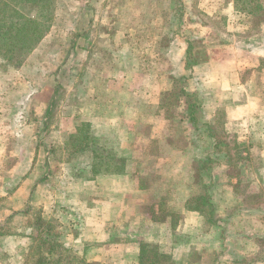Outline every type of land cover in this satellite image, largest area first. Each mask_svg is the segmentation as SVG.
Masks as SVG:
<instances>
[{"label":"rangeland","instance_id":"obj_1","mask_svg":"<svg viewBox=\"0 0 264 264\" xmlns=\"http://www.w3.org/2000/svg\"><path fill=\"white\" fill-rule=\"evenodd\" d=\"M23 10L30 12L29 8ZM53 15L49 32L22 65L15 67L0 57V264H35L39 255L46 257L42 264H99L90 261L89 256L82 258L78 252L83 246L88 249L90 240L80 244L76 239L88 227L85 224L89 216L87 205L99 201L113 181L109 179L110 171H104L105 164L112 162L113 169L118 168V157L127 155L136 144L135 136L128 138L121 134V119L129 115L125 102L131 98L134 103L140 100V94L130 95L131 87L140 85L137 75H149L157 67L167 66L166 61L155 62L158 41L162 48L160 54L169 40L186 41L189 46L186 63L191 67L188 75L194 71L192 66L200 67L206 51L216 56L220 49L230 48L223 56L234 55L241 60L242 82L264 105V0H55ZM108 73L129 77L118 84L117 81L105 84ZM174 79V90L162 97L170 116L174 115L172 108L180 97L188 101L182 93L185 80ZM94 88L102 94L103 105L94 106L95 100L91 99ZM228 103V98L222 100L220 114L209 122L208 130L221 144L212 150L197 139L198 150L209 155H199L194 171L201 170L199 165L204 162L209 169L219 171L214 168L224 162L229 167L228 174L238 179L242 176L234 188L240 204L263 203L254 211L260 217L258 234L245 239L242 234L239 239L247 249L259 250L256 256L244 257L241 263H264V109L243 118L231 129L224 126L222 114ZM75 114L79 119L93 121L91 129L98 135L97 142L107 147L102 154L96 151L93 160L88 146L82 150L75 146L74 150L68 141V136L77 132ZM134 116L137 117L135 112ZM136 128L148 133L142 123ZM122 138L128 143L122 145ZM146 148L148 157L155 159L150 152L158 150V146L147 142ZM218 152L226 157L222 159L223 155H219L217 160ZM91 161L98 170L94 174L93 170L89 171ZM149 161L152 163L147 159L128 161L129 173L140 172L139 179L135 180L137 184L156 182L154 171H144ZM124 164L125 161L123 168ZM245 169L248 172H243ZM248 174L256 176L249 181ZM215 187L213 184L212 192L216 191ZM143 199L144 216L149 217L151 207L158 200L153 192L145 193ZM204 205L209 206L204 210L209 217L216 213L209 202ZM234 205L227 211L229 217L239 210ZM255 213L251 211L250 215ZM38 217L50 225L49 238L41 254L36 228ZM144 220H140L144 222L141 229L151 226L148 219ZM140 221L135 215L120 217L113 224L118 230L122 227L119 239L127 232L136 231ZM233 225L232 230L250 226L247 230L252 231L251 224ZM225 230L228 232L225 228L222 233ZM50 239L58 243L54 254L47 251ZM157 247L151 244L147 247L149 253H157L154 264H170L172 256L158 254ZM208 258L210 261L216 258L212 264L225 259L219 255Z\"/></svg>","mask_w":264,"mask_h":264},{"label":"crops","instance_id":"obj_2","mask_svg":"<svg viewBox=\"0 0 264 264\" xmlns=\"http://www.w3.org/2000/svg\"><path fill=\"white\" fill-rule=\"evenodd\" d=\"M176 40H169L161 54L162 48L158 41L155 62L161 64L160 61H166L167 66L164 69L157 67L149 75L143 73L137 75V84L140 82V85L136 84L135 88L131 87L130 89V95L137 97L140 94V100L134 103L131 98L125 102L126 112L128 110L129 115L122 117L120 131L128 138L135 136L134 143L136 144L125 153L127 155L118 157L117 160L120 163L118 168L113 169L112 162L104 166V171H110L109 179L113 181L109 185L110 187L104 189V195L99 201L95 200L87 205L89 216L86 218L85 224L88 227H84L82 236L76 239L80 244L83 240H90L88 249L83 246L82 251L78 250L84 259L89 256L90 261H96L99 264H140V245L144 241L158 246V254L172 256L170 264H212L216 258L210 261L209 255H219V257L225 258L218 264H243L240 261H243L244 257L258 254L259 250L257 251V249H253V251L247 249L239 236L243 234L242 238L245 239L246 236L258 234L260 228L257 225L260 224V217L255 216L254 211L258 206H263V203L240 204L238 197L234 196V188L242 176L239 175L238 179L236 175L228 174L229 167L224 162L217 163L214 168L220 169L219 171L209 169L205 162L203 165H199V168L201 167L202 170L203 167L204 171L200 169L194 171V165H196L195 161H198L199 155L203 157L209 155L205 153L206 151L198 150L197 139L204 144V147L209 146V149L212 150L221 144L208 129L211 127L210 118L215 115L217 118L220 114L219 107L222 100H226V98L229 100L222 114L224 126L226 128L231 126V129L238 125L243 118L258 114L264 109V105L262 106L260 100L248 89L246 83L242 82L241 60L234 55L227 58L223 56L226 52H230V48L220 49L216 56L206 51V56L200 63L203 71H196L200 70V67L195 69L192 66L194 71L188 75L187 70L191 68L186 67L189 46L186 41L178 43ZM179 44H181V48ZM128 77L125 74L111 75L108 73L104 80L105 84H112L114 81H117L118 84ZM175 77L185 80L182 93L187 95L188 101L186 99L184 101L180 97L172 108L174 115L170 116L166 106L163 105L162 97L169 95L174 90ZM150 80H152L151 83ZM190 81L195 82L196 85L191 86ZM101 98L102 94L97 88H94L91 93V99L95 100L94 106L96 103L103 105L104 102L101 101ZM191 98L193 100L189 101ZM195 109L199 111L196 112ZM134 112L137 117L134 116ZM99 114L97 113V115ZM78 117V114L73 116L75 121L78 120L75 123V128L81 122H87L93 129L94 123L91 119L86 121L83 120L84 118L79 119ZM198 120L201 124L197 123ZM141 123L147 127V134L137 130L136 127ZM92 129L93 137L88 143V149L92 152L93 160L95 157L93 154L96 151L102 154L104 150H107V147L104 143L97 142L98 135H95ZM147 142L154 144L156 148L158 146L155 153V150L150 152L155 155V159L148 157ZM122 143H128V140L124 141L122 138ZM262 153H264L263 150ZM219 155H223L222 159L226 157L218 152L217 160ZM144 159L152 160V163L149 161L150 164L144 165V171H154L157 178L152 185L137 184L135 180L139 179L140 172L129 173L127 169L129 160L141 161ZM123 161H125L124 168ZM91 170L98 171L92 161L89 165V171ZM250 174H248V178H251L248 179L249 181L256 176ZM213 184L216 186L214 192H212ZM112 190L115 192L114 194L110 193ZM152 192L158 201L151 207V215L145 217L143 211L145 205L142 201L145 193L152 194ZM135 195L141 198L137 196L135 198ZM205 196L208 197L205 203L209 202L216 212L214 214L218 215L213 214L209 217L204 211L209 206L197 202L199 198ZM231 200L238 201L231 203ZM234 203L239 206V210L233 211L231 213L233 216L229 217L230 214H227V211ZM133 210L136 212L134 213ZM251 211L255 213L254 216L250 215ZM128 215H135L139 221L148 219L151 226L141 229L140 225L144 222L140 221L136 231L127 232L124 234V238L119 239V236L122 235V227L118 230L113 224L120 217L123 219ZM242 223L251 224L252 231L247 230L251 228L250 226H244L245 229L238 227L240 228L238 231L230 229L234 226L233 224L238 226ZM225 228L229 233L227 230L222 233ZM238 240L244 247L239 245ZM194 255H197L195 259L188 258Z\"/></svg>","mask_w":264,"mask_h":264},{"label":"trees","instance_id":"obj_3","mask_svg":"<svg viewBox=\"0 0 264 264\" xmlns=\"http://www.w3.org/2000/svg\"><path fill=\"white\" fill-rule=\"evenodd\" d=\"M54 7L55 0H0V57L12 63L15 67L22 65L27 55L36 48L49 32L54 18ZM24 8H29L30 12H25ZM187 66L189 67V64L186 63ZM76 129L77 132L75 134L68 136L69 143L72 144L74 150L75 146L78 150L87 148L89 141L93 137L90 124L81 122L76 126ZM96 172L92 171L93 174ZM197 202L203 204L206 202V198H199ZM36 228L39 229L37 236L40 239L39 254H41V249L49 238L47 234L50 233V225L43 221L41 217H38L36 219ZM55 242L54 239L49 241V250L47 251L50 254L57 252L58 243ZM149 245L150 243L146 242L140 245V264L155 263L154 257L157 256V253L151 250V253H149V250H147ZM151 245L153 248L157 247L156 245ZM45 258L39 255L35 264H42Z\"/></svg>","mask_w":264,"mask_h":264}]
</instances>
